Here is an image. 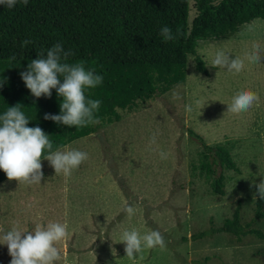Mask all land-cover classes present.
Returning a JSON list of instances; mask_svg holds the SVG:
<instances>
[{
  "label": "rangeland",
  "instance_id": "1",
  "mask_svg": "<svg viewBox=\"0 0 264 264\" xmlns=\"http://www.w3.org/2000/svg\"><path fill=\"white\" fill-rule=\"evenodd\" d=\"M194 5L192 1L190 25L197 13ZM257 44L260 61L249 62L247 57ZM219 51L231 59L240 57L243 70L212 67ZM197 54L209 75L200 74L196 57L189 55L184 86L134 113L122 112L119 122L60 150L88 154L70 176L55 174L43 159L44 178L39 184L1 183L0 226L31 231L36 224L66 222L67 236L55 244L60 258L53 264H264V240L255 236L238 241L233 235L217 233L192 240L232 218L239 201L241 223L255 218L259 197L253 199L257 189L252 182L264 178V20L242 26L229 38L200 41ZM241 90L256 93L259 102L235 114L228 106ZM191 132L209 145L233 147L239 172H225L224 196L213 195L206 178L194 170L203 147ZM153 134L156 144L149 147ZM160 150L167 159H160ZM129 205L135 210L131 216L124 211ZM253 226L264 233V219ZM132 229L141 235L159 231L164 246L143 247L127 257L121 235ZM10 261L7 245L0 244V264Z\"/></svg>",
  "mask_w": 264,
  "mask_h": 264
},
{
  "label": "trees",
  "instance_id": "2",
  "mask_svg": "<svg viewBox=\"0 0 264 264\" xmlns=\"http://www.w3.org/2000/svg\"><path fill=\"white\" fill-rule=\"evenodd\" d=\"M194 2L196 16L189 15ZM264 20V0H21L9 8L0 5V115L8 107L20 105L28 127H40L53 144L52 151L93 134L121 120V113H134L147 102L164 96L187 83L188 56L196 57V70L209 75L197 54L200 41L232 37L254 20ZM168 26L180 35L165 41L160 35ZM31 43L22 46L24 40ZM61 43L74 55L69 63L83 62L86 69L103 76L101 84L86 90V96L100 100L94 116L97 124L67 127L44 115L60 114L62 98L56 89L51 97H34L21 79L28 63L37 55ZM203 147L195 171L206 178L211 193L224 196L225 172H239L230 144L209 145L191 132ZM48 155L45 149L42 160ZM41 160V161H42ZM217 167L221 168L218 173ZM9 180L0 170V184ZM264 219L263 202L256 201L255 218L241 223V202L221 227L192 236L202 240L226 233L238 241L248 236L264 240V233L253 226ZM187 240V239H186Z\"/></svg>",
  "mask_w": 264,
  "mask_h": 264
},
{
  "label": "clouds",
  "instance_id": "3",
  "mask_svg": "<svg viewBox=\"0 0 264 264\" xmlns=\"http://www.w3.org/2000/svg\"><path fill=\"white\" fill-rule=\"evenodd\" d=\"M18 0H0V5L14 7ZM26 6L28 0H21ZM160 35L165 41L176 39L180 29L173 34L168 26L160 30ZM31 43L26 39L22 46ZM253 52L248 55L249 62L260 61L259 45L253 46ZM74 55L71 50H64L61 43L55 44L47 50L46 56L41 51L36 59L31 60L27 70L20 73L21 79L34 97H51V89H56L60 103V114H45V120H52L67 127H82L88 124H97L99 119L94 113L99 109L100 100H93L86 96V90L101 84L103 76L94 70L86 69L84 63H69L68 58ZM223 67L229 72L239 73L244 68V61L240 57L231 59L223 51L216 53L212 67ZM2 86V85H0ZM174 98L175 97L174 94ZM259 96L250 90L237 92L228 111L239 114L250 109L254 103L258 104ZM191 111V106H186ZM29 120L21 111L19 104L8 107L0 115V170L9 180L23 181L29 184H39L44 178L42 171V155L48 150L47 159L54 168L55 174L63 173L65 177L71 175L72 170L78 168L88 159V154L76 149L65 151H52L53 144L49 135L40 127H28ZM156 144V134L150 139L149 147ZM161 160L167 159V153L158 152ZM264 177V175H261ZM257 192L253 199L264 201V178L258 184L253 180ZM67 192V187L64 189ZM124 211L129 215L134 214L132 206H126ZM68 224L66 222H49L46 225L36 224L31 231H21L18 227L5 230L0 226V244L7 245L11 256L10 264H53L60 258V252L55 244L67 236ZM126 245L124 251L129 258L140 253L143 247L164 246V238L159 231L152 230L143 235L136 229L125 230L121 241ZM115 254V249H113Z\"/></svg>",
  "mask_w": 264,
  "mask_h": 264
}]
</instances>
